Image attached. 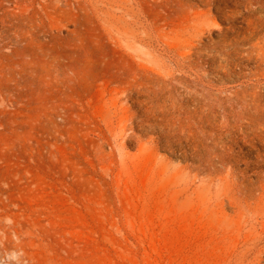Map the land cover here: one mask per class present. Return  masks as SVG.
Masks as SVG:
<instances>
[{
	"label": "rangeland",
	"instance_id": "rangeland-1",
	"mask_svg": "<svg viewBox=\"0 0 264 264\" xmlns=\"http://www.w3.org/2000/svg\"><path fill=\"white\" fill-rule=\"evenodd\" d=\"M223 1L0 0V264H264V0Z\"/></svg>",
	"mask_w": 264,
	"mask_h": 264
},
{
	"label": "bare ground",
	"instance_id": "bare-ground-1",
	"mask_svg": "<svg viewBox=\"0 0 264 264\" xmlns=\"http://www.w3.org/2000/svg\"><path fill=\"white\" fill-rule=\"evenodd\" d=\"M188 1H190V0H188ZM223 1V0H222ZM227 1V0H226ZM231 1V0H230ZM234 1V0H233ZM254 1V0H253ZM211 2H212V0H211ZM211 2H209V3H211ZM224 2V1H223ZM222 3V2H221ZM232 3V2H231ZM253 3V2H252ZM254 3H256V2H254ZM210 5V4H209ZM219 5V4H218ZM221 6V5H220ZM216 7V6H215ZM219 7V6H218ZM220 8V7H219ZM219 8L217 9V7H216V9L217 10H219ZM252 15V14H251ZM251 17V16H250ZM250 25V24H249ZM248 27V26H247ZM4 33V32H3ZM6 35V34H5ZM10 35V34H9ZM11 37V36H10ZM11 42H12V40H11ZM14 42H15V40H14Z\"/></svg>",
	"mask_w": 264,
	"mask_h": 264
}]
</instances>
